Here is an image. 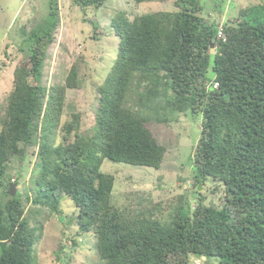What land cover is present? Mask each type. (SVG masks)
Instances as JSON below:
<instances>
[{"label":"trees","instance_id":"obj_1","mask_svg":"<svg viewBox=\"0 0 264 264\" xmlns=\"http://www.w3.org/2000/svg\"><path fill=\"white\" fill-rule=\"evenodd\" d=\"M105 1L72 0L83 9ZM172 6L132 19L120 11L113 15L119 42L96 87L94 123L83 132L79 113H72L57 143L65 91L79 83L75 65L64 83L43 82L59 22L57 0L48 1L47 16L25 33L19 50L26 56L14 67L0 110V186L13 157L36 151L40 165L30 178L32 196L30 187L10 195V179L5 186L0 264H35L42 225L32 224L26 205L57 214L63 196L77 208L78 231L96 237L98 264H195L201 257L264 264V0L240 8L233 22L213 12L201 16V0H173ZM167 111L200 116L191 153L196 205L183 198L165 219L156 213L160 203L121 209L112 200L115 177L100 170L102 162L159 169L167 148L148 122H163ZM209 182L220 185L219 203H205L197 191Z\"/></svg>","mask_w":264,"mask_h":264},{"label":"rangeland","instance_id":"obj_2","mask_svg":"<svg viewBox=\"0 0 264 264\" xmlns=\"http://www.w3.org/2000/svg\"><path fill=\"white\" fill-rule=\"evenodd\" d=\"M48 1L0 0V110L12 88L14 67L26 56L24 51L19 50L23 36L47 16ZM172 2L106 0L99 8L89 6L83 9L72 0H57L59 22L53 34L54 40L47 48L43 82L47 86L64 83L68 70L75 65L79 83L77 87L65 91L62 113L54 135L56 143L61 139L60 126L72 113H79V129L83 132L94 123L98 98L96 87L103 82L110 69L119 42L110 23L113 15L120 11L132 19L148 12L173 10ZM258 3L259 0H201L200 15L211 18L213 12L214 16H218L217 19L226 18L227 22H233L240 8ZM207 75L212 76L211 68ZM161 113L165 119L163 122H148L158 142L167 148L159 169L104 159L100 170L114 175L112 200L119 208L151 207L152 204L160 203V210L156 213L165 219L169 218L183 198H187L191 207L196 205L197 193L191 177V153L200 135V116H192L189 111ZM38 161L36 151L28 152L23 159L13 157L9 161L6 177L0 186V200L5 199L4 190L8 180L12 183L20 174L22 178L17 182L18 185L13 184L17 193L24 195L26 188L30 187L28 194L33 195L30 178L39 168ZM217 184L209 182L197 185V191L204 195L205 203H219L221 188ZM59 206L61 213L56 214L29 202L26 205L32 224L42 225L41 235L34 246L35 264H98L100 258L95 246L96 237L92 232L78 231L73 219L77 208L72 199L63 196ZM36 208L42 211L31 212ZM202 262L216 264L217 260L209 258L206 261L202 259Z\"/></svg>","mask_w":264,"mask_h":264},{"label":"water","instance_id":"obj_3","mask_svg":"<svg viewBox=\"0 0 264 264\" xmlns=\"http://www.w3.org/2000/svg\"><path fill=\"white\" fill-rule=\"evenodd\" d=\"M199 187L200 185L198 186V189H200ZM15 191H16L15 186L13 185V183H10L8 193L13 196L15 195ZM202 258L205 259V257Z\"/></svg>","mask_w":264,"mask_h":264},{"label":"built area","instance_id":"obj_4","mask_svg":"<svg viewBox=\"0 0 264 264\" xmlns=\"http://www.w3.org/2000/svg\"><path fill=\"white\" fill-rule=\"evenodd\" d=\"M221 31H222V27H220V29H219L218 37L221 36V34H222ZM195 264H202V259H195Z\"/></svg>","mask_w":264,"mask_h":264},{"label":"clouds","instance_id":"obj_5","mask_svg":"<svg viewBox=\"0 0 264 264\" xmlns=\"http://www.w3.org/2000/svg\"><path fill=\"white\" fill-rule=\"evenodd\" d=\"M214 87H216V86H213V87H212V86H210V88H211V89H212V88H214ZM12 183H13V182H12ZM13 184H14V183H13ZM14 185H15V184H14ZM15 193H16V191H15ZM202 259H204V258H202Z\"/></svg>","mask_w":264,"mask_h":264}]
</instances>
